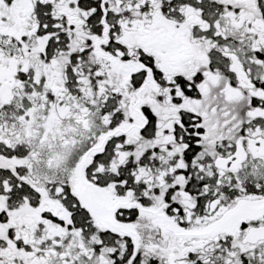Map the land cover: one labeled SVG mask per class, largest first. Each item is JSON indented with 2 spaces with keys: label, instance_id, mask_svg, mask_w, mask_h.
I'll list each match as a JSON object with an SVG mask.
<instances>
[{
  "label": "snow or ice",
  "instance_id": "obj_1",
  "mask_svg": "<svg viewBox=\"0 0 264 264\" xmlns=\"http://www.w3.org/2000/svg\"><path fill=\"white\" fill-rule=\"evenodd\" d=\"M0 264H264V0H0Z\"/></svg>",
  "mask_w": 264,
  "mask_h": 264
}]
</instances>
